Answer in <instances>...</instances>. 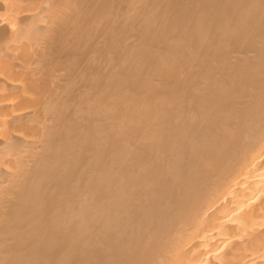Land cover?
I'll return each instance as SVG.
<instances>
[{
	"label": "bare ground",
	"instance_id": "obj_1",
	"mask_svg": "<svg viewBox=\"0 0 264 264\" xmlns=\"http://www.w3.org/2000/svg\"><path fill=\"white\" fill-rule=\"evenodd\" d=\"M0 264H264V0H0Z\"/></svg>",
	"mask_w": 264,
	"mask_h": 264
}]
</instances>
